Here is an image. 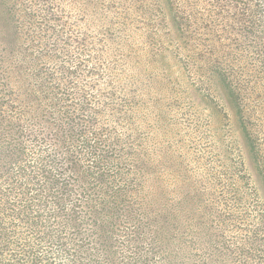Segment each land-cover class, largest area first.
I'll return each instance as SVG.
<instances>
[{
    "label": "trees",
    "instance_id": "1",
    "mask_svg": "<svg viewBox=\"0 0 264 264\" xmlns=\"http://www.w3.org/2000/svg\"><path fill=\"white\" fill-rule=\"evenodd\" d=\"M149 1L152 9L162 10L165 20V30L163 21L150 24L152 38L163 37L166 42L159 46L173 57L180 49L166 47L172 40L188 52L191 43H197L194 49L203 44L202 53L218 51L204 41L227 7L230 29L237 35L233 50L224 55L226 64L206 58L202 75L191 66L193 55H184L186 77L196 83L187 97L192 103L210 100L226 122L212 94L211 77L218 78L264 189V0H212L209 7L216 4L220 11L211 8L208 13L194 8L192 0H184L192 6L181 4L183 0H135L139 5H150ZM60 2L0 0V264H264V201L240 185V178L246 180L241 160L225 163L229 149L218 151L227 171L226 178H216L227 209L209 214L210 225H184L173 206L155 197L145 203L137 200L132 196L135 184L117 177L112 146L116 128L113 132L104 119L102 132L97 131L102 111L99 88L80 82L81 72L92 76L95 49L83 40L82 46L94 51L82 58L75 44L84 30L59 15ZM36 4L46 7L37 13ZM146 12L152 20L151 9ZM35 23L45 34L66 35L73 53L64 70L68 85L53 86V75L43 68L19 69L25 79L45 80H25L18 99L8 81V59L10 53L15 58L22 55L21 36ZM54 24H60L59 31ZM107 30L104 27L103 33ZM100 41L97 59L104 61L105 41ZM69 89L83 98L86 108L75 102ZM30 103L35 112L27 108Z\"/></svg>",
    "mask_w": 264,
    "mask_h": 264
},
{
    "label": "rangeland",
    "instance_id": "2",
    "mask_svg": "<svg viewBox=\"0 0 264 264\" xmlns=\"http://www.w3.org/2000/svg\"><path fill=\"white\" fill-rule=\"evenodd\" d=\"M60 1L62 11L58 10L59 15L68 22H75L80 31L84 30L76 36L78 43L75 44L80 48L82 58L86 60L94 51L83 47V40H89L95 49L92 76L90 72H81L80 82L95 85L97 90L99 88L97 97L102 111L97 131L102 132L105 121L113 132L115 126L117 139L112 146L118 159L119 172L116 175L124 176L135 184L133 197L143 203L150 197L161 199L174 207L186 226L195 225L197 221L210 225L209 214L212 216L227 209L225 199L216 188L217 176L226 178L223 173L227 170L222 168L218 152L224 147L229 149L230 154V160L225 163L235 164L239 160L243 163L246 180L240 178V185L246 191L254 190L264 201L262 180L243 138L233 104L218 78L212 76L210 86L226 115V122L210 100L192 103L187 97L189 88L196 83L186 77L184 55H193L191 66L198 68L202 75L204 69L201 67L206 64V58L212 56L214 60L223 62L228 50H233V39L237 35L235 30L230 29L231 20L225 5L223 11L216 4L211 7L212 12L220 11L222 15L207 33L210 38L204 41L205 45L213 43L218 51L202 53L203 44L194 49L197 43H191L188 52L184 45L172 40L173 43H168L166 47L172 49L178 45L180 49L179 55L173 57L159 46L162 40L164 44L166 42L163 37L152 38L151 25L163 21L164 27L165 20L162 10L159 12L157 8H151V1L150 5L146 2L139 5L135 0ZM192 1H195L196 9H207L206 13L211 9L212 0ZM181 4L192 6L191 1L183 0ZM33 6L37 13L46 7L43 4ZM149 9L154 16L152 20L148 19L149 13L146 12ZM54 27L58 31L61 28L60 24H54ZM104 27L108 29L106 33H103ZM26 32L19 44L23 45L22 55L15 58L10 53L8 59L7 77L18 99L23 97L25 80L32 84L45 80L31 76L25 79L19 69L27 68L29 72H34L43 68L53 75V86L62 88L68 85L64 70L73 53L67 47L66 35L48 31L45 34L36 23ZM175 34L173 37L177 38ZM100 39L105 41L104 61L97 59V48L102 45ZM68 91L74 95L75 102L85 107L83 98L77 92ZM33 104L27 107L30 106L31 112H35ZM214 117L217 127L213 125ZM261 136L264 139V132ZM221 226L224 227L223 224Z\"/></svg>",
    "mask_w": 264,
    "mask_h": 264
}]
</instances>
